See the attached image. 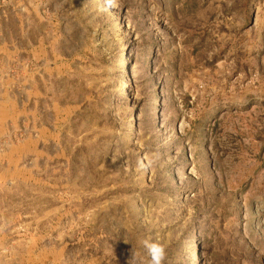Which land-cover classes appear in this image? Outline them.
Returning a JSON list of instances; mask_svg holds the SVG:
<instances>
[{
    "label": "rangeland",
    "instance_id": "1",
    "mask_svg": "<svg viewBox=\"0 0 264 264\" xmlns=\"http://www.w3.org/2000/svg\"><path fill=\"white\" fill-rule=\"evenodd\" d=\"M147 239L264 264V0H0V264Z\"/></svg>",
    "mask_w": 264,
    "mask_h": 264
},
{
    "label": "clouds",
    "instance_id": "2",
    "mask_svg": "<svg viewBox=\"0 0 264 264\" xmlns=\"http://www.w3.org/2000/svg\"><path fill=\"white\" fill-rule=\"evenodd\" d=\"M119 6L120 0H104L105 10L118 8ZM143 247L146 250L147 256L150 257L147 264H165L168 256L166 244L147 239L143 241ZM136 256L137 254L131 251V258L129 259L128 264H137ZM141 264H143L142 261Z\"/></svg>",
    "mask_w": 264,
    "mask_h": 264
},
{
    "label": "trees",
    "instance_id": "3",
    "mask_svg": "<svg viewBox=\"0 0 264 264\" xmlns=\"http://www.w3.org/2000/svg\"><path fill=\"white\" fill-rule=\"evenodd\" d=\"M127 94V93H126ZM191 225L190 224H188V226H187V228H185V231H187L188 233H190L191 232Z\"/></svg>",
    "mask_w": 264,
    "mask_h": 264
}]
</instances>
